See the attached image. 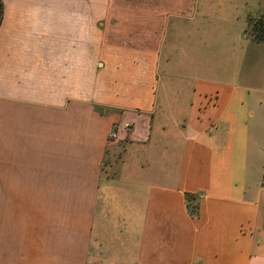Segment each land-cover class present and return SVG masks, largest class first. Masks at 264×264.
Instances as JSON below:
<instances>
[{
	"label": "crops",
	"instance_id": "obj_1",
	"mask_svg": "<svg viewBox=\"0 0 264 264\" xmlns=\"http://www.w3.org/2000/svg\"><path fill=\"white\" fill-rule=\"evenodd\" d=\"M155 2L0 0V264H264V174L247 179L264 42L244 35L264 0L205 17L226 41L205 64L241 78L197 80L184 105L160 91ZM112 128L130 172L108 166Z\"/></svg>",
	"mask_w": 264,
	"mask_h": 264
},
{
	"label": "rangeland",
	"instance_id": "obj_2",
	"mask_svg": "<svg viewBox=\"0 0 264 264\" xmlns=\"http://www.w3.org/2000/svg\"><path fill=\"white\" fill-rule=\"evenodd\" d=\"M144 1L149 2L151 0H109L112 7L120 8L119 10H124V7L138 10L139 3ZM257 2L258 0H192L191 2L187 0H156L154 5L146 6L147 12L150 9L151 13L156 14L161 19L159 32L150 37L152 43L156 41L158 44L157 59L159 62L160 58V71H164L165 79L170 80L172 78V82L163 84L160 91L177 92L179 95H177L178 98L175 99V102L183 104L188 100L187 94L192 91V87L197 80L217 78L220 76L218 71H221L220 77H225L223 80L232 84L239 83L241 78V64L239 61H226L224 56H220L215 65L205 64L206 60L210 59L208 56L211 38L215 39L220 51L224 49L222 43H226L224 37L219 33L218 36H212V32L208 30L206 25L208 21L206 18L213 14H217L218 17L232 14L241 19L244 10L255 6ZM260 14L262 13L247 18V28L249 30L247 37L250 39L255 34L251 26ZM248 20H250V27ZM203 22L205 23L204 27L200 24ZM240 23L242 22L238 21V24ZM133 37L138 39L137 34H134ZM130 39V41H133L132 37ZM232 43L234 45V41L227 42V44ZM235 47L238 50L237 44ZM247 48L244 47L245 50ZM250 53L251 51L248 49L244 59L248 58ZM161 61L165 62L164 66H162ZM159 75H161L160 72L156 77H159ZM256 96L257 94L253 91V93H250L248 100L249 109L252 110L253 116L249 119L247 179L252 184L257 181L258 173L261 177L264 174V131L260 130L262 126L264 127V112H262L264 111V99L261 105H257ZM176 117L180 118L181 116L177 114ZM112 131H114V128H112ZM109 140H111L110 144L112 145H110L107 153L108 166L113 168V165H115L116 170L130 172L132 170V162L130 161L132 158L129 160V157H133L134 153L137 152L128 148L129 143L125 140L122 142L115 137H109ZM103 175H105V171ZM261 183L264 185V177ZM3 198L4 201L10 203L30 202V195H6ZM119 221L122 222L121 219Z\"/></svg>",
	"mask_w": 264,
	"mask_h": 264
},
{
	"label": "trees",
	"instance_id": "obj_3",
	"mask_svg": "<svg viewBox=\"0 0 264 264\" xmlns=\"http://www.w3.org/2000/svg\"><path fill=\"white\" fill-rule=\"evenodd\" d=\"M249 21V27H250V20ZM252 30L254 31V36L251 37L253 41L256 42H264V13L260 14L257 19L252 24ZM248 23L246 25V28L244 29V34L247 36L249 30L247 28ZM115 130V129H114Z\"/></svg>",
	"mask_w": 264,
	"mask_h": 264
},
{
	"label": "built area",
	"instance_id": "obj_4",
	"mask_svg": "<svg viewBox=\"0 0 264 264\" xmlns=\"http://www.w3.org/2000/svg\"><path fill=\"white\" fill-rule=\"evenodd\" d=\"M115 132V130L114 131H112V132H110V134H109V137L111 138H113V137H115L116 136V134L114 133Z\"/></svg>",
	"mask_w": 264,
	"mask_h": 264
}]
</instances>
